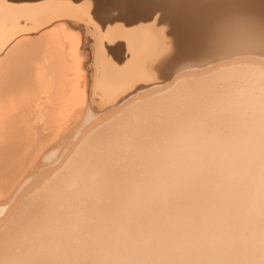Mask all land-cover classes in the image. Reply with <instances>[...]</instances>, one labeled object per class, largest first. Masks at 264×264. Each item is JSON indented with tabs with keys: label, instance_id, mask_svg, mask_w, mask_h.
I'll return each mask as SVG.
<instances>
[{
	"label": "bare ground",
	"instance_id": "1",
	"mask_svg": "<svg viewBox=\"0 0 264 264\" xmlns=\"http://www.w3.org/2000/svg\"><path fill=\"white\" fill-rule=\"evenodd\" d=\"M73 1L0 10V264H264V0H118L180 29L159 78L184 47L196 66L131 96L152 36L110 26L91 57Z\"/></svg>",
	"mask_w": 264,
	"mask_h": 264
},
{
	"label": "rangeland",
	"instance_id": "2",
	"mask_svg": "<svg viewBox=\"0 0 264 264\" xmlns=\"http://www.w3.org/2000/svg\"><path fill=\"white\" fill-rule=\"evenodd\" d=\"M4 1H6V2H4ZM10 1H26L27 2L28 0H8V1L7 0H0V4H1L0 10L4 11L7 9L6 11L8 12V11H11L10 9L23 7V5L11 4L12 2H10ZM29 1H31V0H29ZM79 1H81V0H77L76 3L74 1H73V3H71V2L70 3L74 8H81L82 6L85 7L84 2L82 4V2H79ZM91 1H90L91 7L94 4L95 17L90 16V22L89 23H84V22L78 23L77 25H75V28L73 31V32H75V34L78 33L79 36L83 38V39L81 38V40L83 41V44H85L84 45L85 49L87 50V52L89 53L90 56L93 55L96 44L99 40V34H101V33L103 34L105 32V30L107 28H109L110 26H111L110 28H119L121 26L120 28L122 30H125V31H132V30L135 31V30L140 29L141 31L148 33L149 34L148 36H152L151 38L153 40V45H155L154 51L151 54V56H149L148 58L145 59V62H144V69H145V72L147 73V76L150 80L148 81V79H144L143 78L144 76H142L140 78H137L133 82H131L128 86V93L131 92V94H129L128 96L134 95L136 92L143 91V90H146L148 88L166 85V84L172 82L173 78H177L180 74H182L183 71L185 70V68H186L185 71H187V69L190 70V68L192 69V67L195 65V62L192 61L193 59L191 58L192 53H190L189 50L184 47V49L179 54L176 61L170 67V69H169L170 71H168L167 74L165 73L166 71H164V74H162V77L161 78L158 77V75H157L158 70L161 67L165 68L167 63L171 60V58L174 55V51L172 50V47H173V44L176 43L175 38H177V35L180 32V29L176 28L173 20H171V18L165 17L166 12L163 8H158V9H156L150 13H147L146 15H144V18L137 20L135 23L129 22L132 24H129V26H128V24L126 23L128 14L125 13L124 11H122L121 7L119 6L120 3L118 2V0H106L108 2V5L104 4L105 7H102V5H103L102 0H91ZM44 2H45V0H44ZM53 2L55 4L57 3L56 5H62V3L60 4L59 2L51 1L48 3V5L44 3L42 6H47V8H51V4L53 6H56V5H54ZM39 3H43V2H39ZM39 3H37L36 5H38ZM74 3L76 5L79 3H81V4L76 6ZM199 3L201 5L215 4L214 0H201ZM2 5H4V6H2ZM24 6H27V5H24ZM32 6H34V5H32ZM32 6H27V7H32ZM8 7H10V8H8ZM103 8H104V10H101ZM91 9H89V11ZM20 19L23 20V17L18 19L19 22H21ZM191 34L192 33H190L189 31L185 32L183 34L184 36H182L181 40L183 41V43L185 45H187V43H190V38L192 36ZM184 39H185V41H184ZM172 42H173V44H172ZM182 54H184L183 56H185V57H183ZM187 55L190 57H186ZM245 57L247 58V56H242L241 58H245ZM249 57L254 58L256 60L261 59V58L255 57V56H252V57L249 56ZM262 57H264V56H262ZM214 61H212L213 64L214 63L216 64L220 60H217V61L214 60ZM212 62H210L209 64H211ZM176 66H177V68H176ZM190 66H192V67H190ZM194 67H196V66H194ZM167 68H169V67L167 66ZM167 68H165V70H167ZM182 68H184V69L182 70ZM139 87H141V89ZM134 90H135V92H134ZM104 104H106V103H104ZM112 106L113 105H104L103 110H108ZM68 141H69V139H67V143H68ZM70 143L71 142L69 141L68 144H70ZM65 144H66V142L61 144V145H63V146L68 145V144H66V145ZM61 145H60V147H61ZM57 146L59 147V144ZM9 199H11V196H10V198H9V196L4 197L2 200L4 203L3 205H6L5 203L8 204Z\"/></svg>",
	"mask_w": 264,
	"mask_h": 264
},
{
	"label": "clouds",
	"instance_id": "3",
	"mask_svg": "<svg viewBox=\"0 0 264 264\" xmlns=\"http://www.w3.org/2000/svg\"><path fill=\"white\" fill-rule=\"evenodd\" d=\"M248 167L251 170V174L254 180L253 191L260 194L261 203L264 204V150L257 149L253 152L250 160L248 161ZM190 257V253L185 254L171 261L170 264H223V261L215 256H209L204 259L193 260Z\"/></svg>",
	"mask_w": 264,
	"mask_h": 264
}]
</instances>
